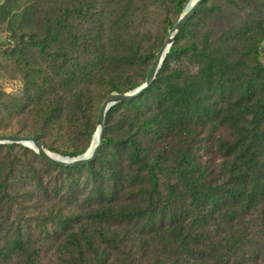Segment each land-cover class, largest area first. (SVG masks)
Returning <instances> with one entry per match:
<instances>
[{
	"label": "rangeland",
	"instance_id": "374dc122",
	"mask_svg": "<svg viewBox=\"0 0 264 264\" xmlns=\"http://www.w3.org/2000/svg\"><path fill=\"white\" fill-rule=\"evenodd\" d=\"M189 1L0 0V134L36 137L62 156L85 154L108 95L144 82ZM263 42L264 0H205L177 35L175 51L167 54L153 84L136 100L110 109L109 142L98 160L64 170L29 147L0 144V163L8 158L14 167L11 185L21 188L31 184L27 178L40 176L80 193L88 190L106 178L120 141L146 128L147 114L161 107L208 109L207 118L196 119V138L198 153L210 156L206 144L230 136L231 118L218 117L217 110L237 108L250 95L242 91L246 82L258 86L264 77ZM141 136L145 142L153 134L142 129ZM161 185H168L164 178ZM1 196L0 238H31L43 254L58 249L54 225L38 221L35 212L54 200L65 202L63 197L31 196L39 198L32 206L22 197ZM250 222L260 238L261 221Z\"/></svg>",
	"mask_w": 264,
	"mask_h": 264
},
{
	"label": "trees",
	"instance_id": "16d2710c",
	"mask_svg": "<svg viewBox=\"0 0 264 264\" xmlns=\"http://www.w3.org/2000/svg\"><path fill=\"white\" fill-rule=\"evenodd\" d=\"M246 84L243 94L250 95L238 110H217L231 118L230 136L212 138L210 156L198 153L196 138V119L207 118L208 109L176 105L147 114L146 128L120 141L106 178L82 193L40 176L16 188L14 167L4 159L1 199L22 197L37 206L39 198L30 197L40 194L66 201L35 212L54 225L55 252L35 250L31 238H0V264H264V77L258 86ZM142 129L153 134L145 142ZM253 217L262 223L260 238Z\"/></svg>",
	"mask_w": 264,
	"mask_h": 264
},
{
	"label": "water",
	"instance_id": "95a60500",
	"mask_svg": "<svg viewBox=\"0 0 264 264\" xmlns=\"http://www.w3.org/2000/svg\"><path fill=\"white\" fill-rule=\"evenodd\" d=\"M204 1L205 0H196V2L187 11L183 12L178 22L176 23L175 27L170 31V34L167 37L162 48L156 54V57L153 60L149 72L146 76V79L141 85L126 93L114 91L108 95V98L103 103L99 114V120H98V125L100 126L99 142L92 149V152L90 154H87L86 152L85 154H82L78 157H65L66 159H56L50 156L48 150L44 147L43 143L36 137L21 136L15 134H0V144H21L29 148L33 146V148L31 149H33L41 157H43L51 164L58 165L61 167L81 168L88 166L94 161H96L106 142V138H105V133L107 129L106 122H107L108 112L110 111V109L119 103L131 102L133 100H136V98L141 96L153 84L160 68L163 65V62L167 54L170 52L175 42L177 35L185 27L188 20L195 14L197 9ZM34 146H36L37 148L35 149Z\"/></svg>",
	"mask_w": 264,
	"mask_h": 264
},
{
	"label": "bare ground",
	"instance_id": "6f19581e",
	"mask_svg": "<svg viewBox=\"0 0 264 264\" xmlns=\"http://www.w3.org/2000/svg\"><path fill=\"white\" fill-rule=\"evenodd\" d=\"M195 2H196V0H190L189 3H188V5L186 6L184 12L187 11ZM99 138H100V126L98 125L97 132L95 134V137H94L92 146L87 151V154H90L92 152V149L99 142ZM31 148H33V146H31ZM34 148L36 149L37 147L34 146ZM48 152H49L50 156H52L53 158H56V159H66L65 157H68V156H62V155H59V154H54V153H51L50 151H48Z\"/></svg>",
	"mask_w": 264,
	"mask_h": 264
}]
</instances>
